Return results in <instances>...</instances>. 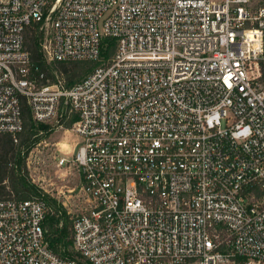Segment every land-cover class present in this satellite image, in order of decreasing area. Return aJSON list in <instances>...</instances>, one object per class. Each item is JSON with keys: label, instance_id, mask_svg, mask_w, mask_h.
<instances>
[{"label": "built area", "instance_id": "obj_1", "mask_svg": "<svg viewBox=\"0 0 264 264\" xmlns=\"http://www.w3.org/2000/svg\"><path fill=\"white\" fill-rule=\"evenodd\" d=\"M49 60L101 59L41 84ZM59 77V75H58ZM77 115L72 159L90 204L72 254L46 239L53 205L0 198V264H264V6L252 0H0V132ZM65 195V192H62Z\"/></svg>", "mask_w": 264, "mask_h": 264}, {"label": "trees", "instance_id": "obj_2", "mask_svg": "<svg viewBox=\"0 0 264 264\" xmlns=\"http://www.w3.org/2000/svg\"><path fill=\"white\" fill-rule=\"evenodd\" d=\"M41 35L37 24L29 25L24 33V44L30 53L31 64L40 69L38 75L44 73V77L39 80L41 84L60 83L62 79L65 86H71L88 76L114 51V40H111L108 50L101 59L50 60L48 63L41 48ZM22 117L23 129L17 138L9 132H0V198L23 199L39 195L35 183L31 182L27 150L37 141L40 128L47 127L48 124L35 121L26 98L22 99ZM76 119L77 115L73 114L71 123ZM24 151L26 153L22 155ZM59 219L60 216L57 214L49 217L46 222V239L55 252L66 255L69 254L67 247L72 246V227L69 219L64 220L63 226L59 227L57 222Z\"/></svg>", "mask_w": 264, "mask_h": 264}, {"label": "rangeland", "instance_id": "obj_3", "mask_svg": "<svg viewBox=\"0 0 264 264\" xmlns=\"http://www.w3.org/2000/svg\"><path fill=\"white\" fill-rule=\"evenodd\" d=\"M262 1L264 0H252V4L264 5ZM47 61L50 62L49 59ZM72 118L73 114L70 117H62L59 113L47 121L48 126L40 128L37 141L27 150L31 182L35 183L39 190V195L35 196L42 197L57 211L62 212H59L60 219L57 221L59 227L63 226L66 219L70 220L71 226L73 217L90 204L78 165L70 161L62 167L58 166L62 155L72 159L74 149L80 143V137L73 127L74 123L70 121ZM25 153L26 151L22 155ZM62 192H65V195ZM67 248L68 253L72 254V246Z\"/></svg>", "mask_w": 264, "mask_h": 264}]
</instances>
